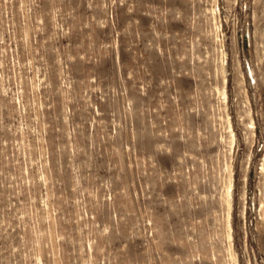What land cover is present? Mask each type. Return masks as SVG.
Listing matches in <instances>:
<instances>
[{
	"label": "rangeland",
	"instance_id": "1",
	"mask_svg": "<svg viewBox=\"0 0 264 264\" xmlns=\"http://www.w3.org/2000/svg\"><path fill=\"white\" fill-rule=\"evenodd\" d=\"M263 161L264 0H0V264H264Z\"/></svg>",
	"mask_w": 264,
	"mask_h": 264
},
{
	"label": "bare ground",
	"instance_id": "2",
	"mask_svg": "<svg viewBox=\"0 0 264 264\" xmlns=\"http://www.w3.org/2000/svg\"><path fill=\"white\" fill-rule=\"evenodd\" d=\"M262 160H263V158H262ZM263 162H264V161H263ZM263 162H262V163H263ZM262 167H263V166H262ZM228 189H229V188H228ZM226 195H227V196H229V195H230V193H229V191H228V190L226 191ZM261 201H262V200H261Z\"/></svg>",
	"mask_w": 264,
	"mask_h": 264
}]
</instances>
